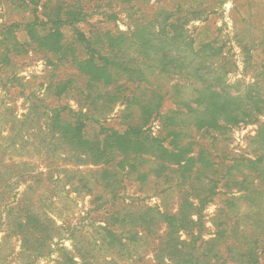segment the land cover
I'll return each instance as SVG.
<instances>
[{"label": "rangeland", "instance_id": "374dc122", "mask_svg": "<svg viewBox=\"0 0 264 264\" xmlns=\"http://www.w3.org/2000/svg\"><path fill=\"white\" fill-rule=\"evenodd\" d=\"M137 6L143 7L148 19L156 12H164L157 18L167 16L171 28L178 24L179 39L195 41L197 47L203 48L199 54L188 56L190 63L174 68H157L148 60L150 64L137 77L144 82L128 83V77L119 71L116 77L127 87L125 93L156 99L169 92L164 111L177 106L175 98L168 97L178 83L183 89L178 90L177 98L184 103L209 96L213 85L208 84L223 83L225 79L229 90H251L264 96V0H142ZM27 17L22 0H0V33ZM178 18L181 20L177 21ZM89 19L91 22L83 30L97 25L101 30L127 32L132 25L124 12L117 21H107L103 14ZM66 32L74 43L73 29ZM17 33L19 46L13 45V41L0 42V193L7 197L0 202L8 205L0 206V264H56L61 247L73 251L77 261L81 260L78 249L91 250L93 264H177L170 258L167 244L171 241L173 249L177 237L187 240V245H182V259H187L191 251L201 264H264V172L258 173L253 166L249 170L241 163L233 168L239 175L237 183L228 182L218 187L220 195L206 198L213 188L214 171L221 168L219 164L225 160L230 163L235 157L256 159L264 154V132L263 137L257 136L260 126L264 127V111L249 122L218 131L196 129L190 124L181 142L193 140L194 155L201 156L200 170L189 183L176 166L166 163L162 167L159 159H144V163L138 159L140 172L162 168L159 175L152 173L144 182L138 180L139 171L128 175L122 167H109L113 173L119 171L120 180L125 178L122 191L117 190L119 199L113 204L108 201L113 188L106 186V175L102 174L108 165H95L90 159L81 158L79 146L69 149L68 142L59 141V129L55 128L50 107L66 106L94 115L99 122L86 120L83 129L84 137L94 141L104 136L102 127L124 130L129 120L138 118L139 107L133 105L127 110V105L119 101L107 102V88L88 89V78L70 62H57L50 53L33 48L25 53L22 42L27 38L22 31ZM207 39L212 42L206 48L203 41ZM179 47L187 48L184 42ZM6 53L11 59L4 65ZM141 57L144 58L142 54ZM66 79L72 80L67 93H55V88L50 87V82ZM129 111L132 116L125 118ZM71 114L72 119L75 115ZM152 129L155 134L162 133L158 120L152 123ZM123 156L117 152L114 158ZM212 161L217 165L213 166ZM181 181L187 184L182 187ZM185 192L190 196L183 207L184 214L197 223L191 230H180L171 237L167 234L168 222L161 214L179 212L184 206ZM224 204L227 210L222 212L219 208ZM141 207L151 209L145 220L152 226L145 232L136 222H126L127 230L134 231L136 236L127 241L132 243L131 249L109 247L98 241L103 232L100 227L109 219V213ZM24 209L51 224L53 241L49 255L35 259L22 252V236L15 231L14 221L22 220ZM104 209H109L106 214ZM253 249L257 262L250 256Z\"/></svg>", "mask_w": 264, "mask_h": 264}, {"label": "trees", "instance_id": "16d2710c", "mask_svg": "<svg viewBox=\"0 0 264 264\" xmlns=\"http://www.w3.org/2000/svg\"><path fill=\"white\" fill-rule=\"evenodd\" d=\"M141 1L22 0V9L27 12L28 17L22 23H14L0 33L3 35L0 37L1 43L8 40L7 43L13 41V45L19 46L21 43L17 32L22 31L25 34V39L27 38V41L22 42V46H26L25 53L33 48L50 53L56 57L57 62H70L82 75L88 78V89L91 90L98 86L107 88L104 97L107 102L116 103L119 101L121 104L127 105V110L133 105L139 107L138 118L129 120L124 130L102 127L101 134L104 133V136L95 141L85 138L83 133L86 120L99 122L94 115L83 111L77 112L66 106L50 107L52 119L56 120L55 128L59 129L58 140L68 142L69 149L79 146L81 158L90 159L95 165L103 163L108 165L107 168L102 169V174L106 175V186L113 188L112 198L108 200L113 204L119 199L120 195H117V190L122 191L121 185L125 178L120 180L119 171L113 173L109 167L117 166L118 169L122 167L125 174L129 175L139 171L138 164L140 162L138 159H143V163L150 159H159L163 163L162 167H165L166 163L176 166L179 174H182V178L186 177L189 183V179L200 170L199 157L201 156L194 155L193 140L181 142V136L187 132L190 124L196 129L205 128L209 131H218L241 122H249L250 119H255L257 114H260L259 112L264 111V96L259 92L253 93L254 91L251 90L247 92L242 91L243 89L229 90L226 79L223 80V83H218V81L209 83L208 86L213 85L209 90V96L191 99L185 103L177 98L180 96L178 90H182L183 87L179 83L176 84L173 94H169L168 99L175 98V102L179 105L177 104L174 108L169 107L166 111L163 110V107L166 101L165 96L169 92L163 96L158 95L159 98L156 99H146L142 98L143 96H132L125 93L127 87L116 77L119 71L128 77V83L144 82L137 77L138 72L150 64L148 60L157 65V68L168 67V65H172L171 68H174V66L190 63L191 60H187L188 56L199 54L203 48V46L202 48L197 47L195 41L191 43L189 40L179 39L176 34L178 24H173L171 28L167 16H164L163 19L157 18V15L159 17V14L162 15L164 12H156L150 19L146 18L147 12L142 11L143 7L137 6V3ZM121 12H124L132 21L127 32L101 30L97 25H90L88 31L82 29L88 22H91L89 18H93L97 14H103L107 21H117ZM185 14L188 15V13ZM180 20V18L177 19V21ZM68 29L74 31V43H71L68 38L69 35L66 32ZM183 42L187 48L182 50L179 43ZM203 42L204 47L207 48L212 41L207 39ZM131 50H134L135 53L132 54ZM141 54L144 58L141 57ZM10 59L6 53L2 62L5 65L10 62ZM184 67L190 68L186 65ZM195 80L197 81V79ZM71 81V79H66L56 83L50 82V87L55 88V93L65 94L70 88ZM108 88H112V91ZM245 100L249 103L245 104ZM71 113L75 115L72 119L70 118ZM132 114L130 111L126 112L124 117L129 118ZM65 115H69L70 119L65 118ZM156 120L162 127L160 134H155L152 129V123ZM172 121L177 122L173 124ZM183 122L184 125L187 122L188 126L185 127ZM263 132L264 127L260 126L257 136L263 137ZM117 152L124 156L118 160L115 159ZM263 156L264 154L258 155L256 159L240 156L233 158L230 163L225 160L219 164L221 168L215 169L216 177L213 181V188L208 192L206 198L220 195V191L217 192L218 187L227 185L228 182L229 184L237 183L236 178L239 175L234 173L233 168L241 163L249 170L256 167L255 171L258 173L264 172ZM212 163L213 166L217 165L213 161ZM161 170L162 168L155 169L154 172L139 171L138 180L144 182L150 174H158ZM223 180L225 181L223 182ZM238 181L242 182L243 179ZM181 182L182 187L187 184L184 181ZM221 183L223 184L220 185ZM2 193L0 196L3 198L0 197V201L4 202L7 197H4ZM185 193L184 206L180 208L179 212L161 214L168 222L170 230L167 234L171 237L180 230H191V226L197 223L195 219L188 217V214H184L183 207L187 206L190 196L189 193ZM225 200L226 198H224V202ZM17 203L20 204L21 200H18ZM224 205L219 208L222 212L227 210V205ZM0 206L8 205L0 202ZM24 210L22 212L23 221L18 218L14 221L17 228L15 231L22 236V252L35 259L49 255L53 241L52 229L49 227L51 224L41 221L36 213ZM108 210L104 209V213L106 214ZM150 210L148 207H141L125 213H122L121 210L109 213V219L103 227H100L103 232L98 241L101 244H108L109 247L131 249L132 243L128 242L136 236H133L135 235L134 231L127 230L126 222H136L146 232V228L152 226L148 219L145 220V216L149 215ZM148 218L153 221L152 217ZM133 229L138 228L134 227ZM170 242L169 240L167 242L170 258L177 264H201L200 259L191 251L188 253L187 259H182V256L185 255H181L182 245H187V240L177 237L173 249L169 245ZM113 249L116 250V248ZM59 250L60 257L56 260V264H93L91 260L94 256L91 250L78 249L76 253L81 259L78 261L72 254L73 251L68 248L61 247ZM250 256L257 262L254 249L250 252Z\"/></svg>", "mask_w": 264, "mask_h": 264}]
</instances>
